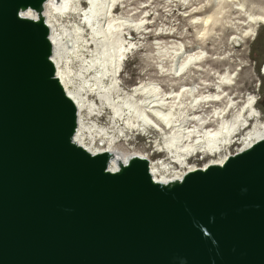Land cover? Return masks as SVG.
Wrapping results in <instances>:
<instances>
[{
    "label": "water",
    "instance_id": "1",
    "mask_svg": "<svg viewBox=\"0 0 264 264\" xmlns=\"http://www.w3.org/2000/svg\"><path fill=\"white\" fill-rule=\"evenodd\" d=\"M47 2L0 0V264H264V137L167 183L92 153Z\"/></svg>",
    "mask_w": 264,
    "mask_h": 264
},
{
    "label": "bare ground",
    "instance_id": "2",
    "mask_svg": "<svg viewBox=\"0 0 264 264\" xmlns=\"http://www.w3.org/2000/svg\"><path fill=\"white\" fill-rule=\"evenodd\" d=\"M194 1L90 0L87 3L89 8L88 6L85 8L79 5L80 0H48L44 10L46 21L52 30L53 60L56 63L57 75L69 95L78 104L79 128L75 135L77 142L92 153L111 151L117 157H121L124 162L133 155L147 157L150 159L154 178L165 183L180 179L189 170L205 168L210 163L223 164L229 152H232L229 151V147L237 143L238 139L242 146L237 150H243L264 137V121L257 107L256 95L249 94L247 103L239 106L235 97L229 96V93L225 94L228 92L225 87L232 84L230 70H227V75L222 76L223 80L214 87L218 91H208L207 94H197L199 87L195 83L188 85L185 82L180 90L173 89L170 92H166L161 85L152 81L135 85L130 91L122 89L120 77L122 68L129 59L128 54L145 49L152 44L158 48L159 68L164 75H169L171 78L177 80L188 78L190 74H193L196 66L202 62L201 57L205 51H188L186 42L179 40L183 38L179 31L180 25L164 23L159 30L150 28L155 23V19L163 15L161 4H164L167 11H173V7H177V10L186 8L183 17H190L189 24L208 26L212 22L211 19H214L209 14L211 9L215 7V11L219 13L217 16L220 18L224 12L223 3L230 2L231 4L228 5L235 7L240 14L246 16L245 20L234 22L236 34L233 38L241 42L244 41L245 32L248 35H256L258 29L264 25L263 11L259 13L247 11L245 0H209V3L215 6L203 13H201L202 7H194ZM117 3L119 4L116 6ZM118 7L119 9L128 8L130 13L116 16ZM219 8L223 11L219 12ZM69 11H79L81 17L85 16L84 26L90 27L91 38L85 39L82 34L83 27L78 26L75 35L66 27L65 34L68 33L70 38L64 40L58 26L59 15H65ZM26 14L32 17L37 16L33 10L27 11ZM153 31L157 37L155 41L150 42L148 34ZM135 33L140 35V39L133 36ZM166 38H169L168 40L173 44L167 47ZM87 47L93 48L90 49V54L85 56V52L81 53V51ZM72 51L82 60L79 73L73 71L69 64ZM168 62L169 65L172 63L171 68H167ZM79 78L82 83L77 82ZM93 94L98 97V100L91 99ZM226 96L229 99L228 105L225 101L224 107L214 109L215 115L223 120L220 128L217 131L209 129L208 125L212 116L195 113L198 110L195 106L205 103V107H210L211 103L222 101ZM184 97L191 100L186 102ZM227 108L230 112L233 111L232 116L235 117L233 120L227 119L228 116L225 115ZM107 109L114 113L113 122L108 127H100L99 124L87 120L83 115L84 111H89L90 115H96ZM247 113H250L248 117H246ZM255 120L256 124L252 128V121ZM192 121L196 122V125ZM244 130L247 132L243 133ZM134 131L145 132V135L150 138L155 134H165L164 145L157 141L154 153L167 152L170 155L169 160L156 161L152 157L154 153L124 151L120 140L127 137L132 141ZM121 133L123 134L119 135ZM98 140H103L104 146H96ZM199 153L215 155L220 153V155L201 166L192 165L191 159ZM117 165V160H113L111 167L115 169Z\"/></svg>",
    "mask_w": 264,
    "mask_h": 264
},
{
    "label": "rangeland",
    "instance_id": "3",
    "mask_svg": "<svg viewBox=\"0 0 264 264\" xmlns=\"http://www.w3.org/2000/svg\"><path fill=\"white\" fill-rule=\"evenodd\" d=\"M90 0H80L79 5L83 7H87ZM162 1V0H161ZM247 11H252L254 13H259L263 11L264 13V0H245ZM161 3V2H160ZM163 3V2H162ZM119 3L116 4V6ZM224 12L218 18L217 11H215V5L209 3V0H195L194 7L200 6L203 8L201 13L206 10L211 9L209 14L213 16L211 24L208 26H201L198 24L190 23V17H183L186 8L176 9L177 7H173L174 10L167 11L164 8V4H161L163 15L158 16V19H155V23L150 27L151 29H156L161 27L162 24H177L180 28L181 35L183 38L179 40H183L186 42V49L188 51H205L202 54L201 63L196 66V71L193 70V74H190L188 78L177 80L171 78L169 75H164L159 68L160 55L158 54V48L155 44L146 47L145 49H141L140 51H134L132 54H128V58L121 72V84L122 89L125 91H130L135 85H139L140 83H157L161 85L166 92L180 90L181 85L185 82L188 85L190 83L196 84L199 87V92L197 94H207L210 92H217L216 87L217 83L219 84L220 80H223L222 76L227 75V70H230L231 73V83L229 86L225 87L227 90L226 95L229 93V96L235 97L237 102H239V106L242 104L245 105L247 103V97L249 94L256 95L257 98V107L261 112V119L264 121V25H262L256 35L249 34L247 32L244 33V41L241 42L233 38L236 34L235 24L234 22L237 20H245V14H240L237 9L231 5L230 2L223 3ZM78 5V6H79ZM89 8V6L87 7ZM120 10V11H119ZM118 14L115 13L116 16L127 15L130 13L128 8L119 9L117 8ZM218 11L222 12L223 9H218ZM201 13H199L201 15ZM83 14V13H82ZM197 15V14H196ZM85 16L80 15L79 11H69L68 13L59 15V29L64 37V40H69L68 33L65 34L66 27H68V31L75 35V31L78 26L83 27L82 34L85 36V39L91 38L92 31L88 25L84 26ZM197 25L198 27H196ZM65 27V28H64ZM198 28V33H197ZM204 28V29H203ZM247 26L243 29V32ZM73 31V32H72ZM207 33H206V32ZM246 34V35H245ZM136 38L140 39L139 34H134ZM155 32H151L148 34V40L151 42L156 40ZM158 39V38H157ZM166 38L167 47L170 44H173ZM93 47H87L82 49V52H85V56L90 54V49ZM95 48V47H94ZM71 60L69 64L71 69L76 73H79L80 67L82 66V60L77 57L74 52H70ZM77 58H76V57ZM84 57V56H82ZM91 57V55L89 56ZM169 65V62H168ZM172 65V63H171ZM169 65L167 68H171ZM195 75V76H192ZM221 77V78H220ZM190 78V79H189ZM189 79V80H188ZM78 83H82L81 78L77 79ZM201 91V92H200ZM91 99L94 101L98 100V97L93 94L91 95ZM184 101L189 102L191 99L188 97H184ZM229 103V99L227 96L223 98L222 101L213 102L210 107H205V103L197 104L196 109H198L195 113L202 114L205 113L207 115H211L212 118L209 121V129H213L214 131L220 128L222 123V118L215 115L214 109L222 108ZM216 105V106H214ZM200 109H199V107ZM204 107V108H203ZM187 108V107H186ZM185 108V109H186ZM233 112V111H232ZM232 112L229 111V108L226 109L225 115L228 116L227 119H234L232 116ZM105 113V114H104ZM103 114V117L100 116ZM84 117L89 121H94L99 124L100 127H108L112 124L114 113L107 109L105 111H100V113H96V115H90L89 111L83 112ZM250 113L246 114L248 117ZM117 119L120 120L119 117ZM224 119V118H223ZM123 122V121H122ZM194 125L196 122L192 121ZM256 124V120L252 121L251 127L253 128ZM124 126V125H123ZM246 133L247 130L242 131ZM241 132V133H242ZM135 135L133 136V140L131 141L129 138L125 137L120 140L121 148L124 151H135L138 153H154L155 145L158 143L163 144V140H165V134H155L153 137H148L145 135V132L141 133L140 131H134ZM123 133L119 134L122 135ZM242 135V134H239ZM121 137V136H120ZM239 138V136H237ZM241 141L238 140L237 143L232 144L229 147V151L234 152V150L241 147ZM94 144V143H93ZM98 144V145H97ZM123 144V145H122ZM96 146H104L103 140H98L95 144ZM164 145V144H163ZM108 146V145H106ZM154 147V148H153ZM167 152H155L152 156L156 161L157 160H169ZM208 154V153H207ZM205 154L199 153L194 158L191 159L190 163L192 165H202L208 163L209 161L215 160L219 154ZM181 168V167H180Z\"/></svg>",
    "mask_w": 264,
    "mask_h": 264
},
{
    "label": "built area",
    "instance_id": "4",
    "mask_svg": "<svg viewBox=\"0 0 264 264\" xmlns=\"http://www.w3.org/2000/svg\"><path fill=\"white\" fill-rule=\"evenodd\" d=\"M178 24V23H177ZM239 140V139H238ZM238 142V141H237ZM239 151H241V150H234V152H229V154L228 155H230V154H235V153H237V152H239ZM228 157V156H227ZM184 176V175H183Z\"/></svg>",
    "mask_w": 264,
    "mask_h": 264
},
{
    "label": "snow or ice",
    "instance_id": "5",
    "mask_svg": "<svg viewBox=\"0 0 264 264\" xmlns=\"http://www.w3.org/2000/svg\"><path fill=\"white\" fill-rule=\"evenodd\" d=\"M20 15H25V13H20Z\"/></svg>",
    "mask_w": 264,
    "mask_h": 264
}]
</instances>
